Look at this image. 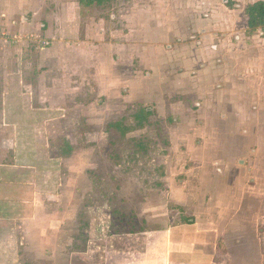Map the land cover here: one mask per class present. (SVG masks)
I'll list each match as a JSON object with an SVG mask.
<instances>
[{"label": "rangeland", "instance_id": "obj_1", "mask_svg": "<svg viewBox=\"0 0 264 264\" xmlns=\"http://www.w3.org/2000/svg\"><path fill=\"white\" fill-rule=\"evenodd\" d=\"M258 1L0 0V264H264Z\"/></svg>", "mask_w": 264, "mask_h": 264}, {"label": "trees", "instance_id": "obj_2", "mask_svg": "<svg viewBox=\"0 0 264 264\" xmlns=\"http://www.w3.org/2000/svg\"><path fill=\"white\" fill-rule=\"evenodd\" d=\"M87 6H91L94 4H102L105 0H85ZM246 15L248 17V27L252 33H256L261 31L264 33V0L258 1L249 5L246 9ZM135 126L124 129L121 124L117 123L112 125L113 129L120 131L122 137L130 133L134 132L136 128L144 129L147 125L150 124L151 119L153 118V113L146 108L138 109L134 116ZM137 125V126H136ZM140 151L144 153H148V145L139 144ZM72 151V147L68 146V152ZM137 234V233H136Z\"/></svg>", "mask_w": 264, "mask_h": 264}, {"label": "crops", "instance_id": "obj_3", "mask_svg": "<svg viewBox=\"0 0 264 264\" xmlns=\"http://www.w3.org/2000/svg\"><path fill=\"white\" fill-rule=\"evenodd\" d=\"M179 230H176L175 229V231L174 230H171V231H169L167 234L166 233H164V234H166V236H165V239H166V242L168 243V245H169V249H168V252H169V258H168V261H167V264H172V262L173 263H175V264H179L177 261H175V260H173V258H175L176 256H177V260H181L180 259V257H179V254H173V249H174V243H175V240H177L178 241V243H180L181 242V240H180V237H179V232H178ZM178 233V234H177ZM175 235H178V239H174V236ZM147 256H149V254L147 255ZM174 256V257H173ZM142 259H144V260H142ZM141 259V261H142V264H149L150 263V261H149V258L148 257H144V258H142ZM130 260V259H129Z\"/></svg>", "mask_w": 264, "mask_h": 264}]
</instances>
